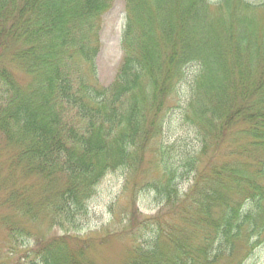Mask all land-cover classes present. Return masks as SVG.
<instances>
[{
    "label": "trees",
    "instance_id": "1",
    "mask_svg": "<svg viewBox=\"0 0 264 264\" xmlns=\"http://www.w3.org/2000/svg\"><path fill=\"white\" fill-rule=\"evenodd\" d=\"M113 1L0 0V164L8 170L0 175V194H8L2 200L29 204L27 188L42 192L58 183L41 202L61 229L77 227L101 179L130 167L157 130L155 111L179 66L197 59L186 109L188 122L200 131L204 167L199 154H187L184 166L196 174L180 194L171 147L163 148L162 179L154 187L163 205L153 216L134 218L125 264H219L234 255L244 232L257 240L264 231V25L249 26L251 4L235 0L226 11L231 32L223 37L217 27L220 42L203 54L182 33L191 7L208 11L205 1L192 0L181 10L184 0H126L123 58L104 87L96 76L99 29ZM232 1L224 0L226 6ZM197 32L204 37L203 27ZM226 143L228 157L218 164V149ZM249 149L257 150L253 157ZM27 204L13 218L1 217L10 232L21 233V219L36 216ZM169 214L173 223L185 216L200 236L178 235ZM149 229L152 235L139 241ZM95 243L67 234L37 238L23 257L26 264H97L87 254Z\"/></svg>",
    "mask_w": 264,
    "mask_h": 264
},
{
    "label": "rangeland",
    "instance_id": "2",
    "mask_svg": "<svg viewBox=\"0 0 264 264\" xmlns=\"http://www.w3.org/2000/svg\"><path fill=\"white\" fill-rule=\"evenodd\" d=\"M179 0H176V4ZM184 0L181 10L192 3V0ZM207 5L208 11L195 10L191 7L190 15L186 17L183 27V38L188 43H198V48L204 52H211L219 43V35L215 29L218 27L222 36L230 33L231 29L227 25L230 11L236 1H232L230 6H226L224 0H203ZM251 4L252 17L249 19V26L264 25V0H244ZM188 2V3H187ZM175 4V5H176ZM237 6V4H236ZM126 0H114L110 9L101 17L99 29V52L96 59V76L101 86L107 87L114 81L117 70L123 58L121 47V35L125 30L126 23ZM153 8V5H152ZM233 12V11H232ZM239 15V14H238ZM182 16L184 13L182 11ZM246 16V14H244ZM249 16V15H248ZM180 22L177 16L174 18V25ZM204 28V37L198 35V29ZM233 29L236 31L237 27ZM259 29V28H258ZM256 30L258 33L261 30ZM232 40L235 34L232 33ZM179 46V41L172 40ZM224 42V39L222 40ZM163 51V48H161ZM168 52V48L165 51ZM166 55V54H165ZM164 55V58H165ZM199 61L184 62L179 66L178 73L169 84L170 91L163 95L162 104L154 109L156 118L159 120L158 128L149 138L142 149H138L136 156L129 162V166L119 168L107 173L95 187L94 193L88 199L86 210L83 215L76 218L77 227L69 228L68 231L61 229L55 222L48 218L46 204L41 202L47 195L53 193V189L58 183L44 186L42 192L37 189L27 188L29 204L26 201L21 203L5 204L2 200L8 194H0V263L1 264H26L23 257L24 251L34 247L35 239L49 238L53 235L77 236L87 241L93 240L97 243L87 248L88 256L97 264H125L132 244L129 229L135 224L134 218L140 221L144 217L155 215L162 207L157 197L155 185L162 179L161 151L166 146L171 147L172 160L177 167L175 183L180 194H184L194 181L195 171L189 170L184 166L186 156H196L199 154L201 160L200 168L204 167V144L200 141V131L196 125L188 122L187 104L190 99L192 84L198 73ZM20 79H25L23 74L18 73ZM240 145H245L247 138L236 130ZM200 136V137H199ZM230 150L229 143L223 144L218 149L216 155L217 163L228 157ZM252 157L257 150L249 149ZM251 156L247 158L250 159ZM3 158V157H0ZM2 159H0V163ZM0 164V175H8V170ZM30 180V181H29ZM33 179H27L26 183H31ZM59 181V180H58ZM236 206L243 208L242 200L237 196L233 197ZM46 200V198H45ZM27 204V209L32 210L36 216L32 219H21L24 226L17 231L10 232L1 217L5 214L14 217L13 212ZM15 206V208H14ZM219 209V208H218ZM219 212V211H218ZM161 213V212H159ZM173 231L184 234L200 236V229L195 228L187 222V219L175 217L173 214L167 215ZM163 218V216H162ZM20 220V219H17ZM165 221V217L163 218ZM149 230L143 231V238L151 236ZM197 237L194 242H198ZM254 241H256L254 243ZM101 242L100 244H98ZM138 243V241H137ZM253 243L255 245H253ZM253 248L251 249V246ZM247 252V253H246ZM244 258V259H243ZM264 264V231L257 240L248 237L244 232L243 237L237 241L234 255L230 258H223L219 264Z\"/></svg>",
    "mask_w": 264,
    "mask_h": 264
}]
</instances>
